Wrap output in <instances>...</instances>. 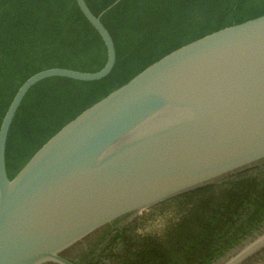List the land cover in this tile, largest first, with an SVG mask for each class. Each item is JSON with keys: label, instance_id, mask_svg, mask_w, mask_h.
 I'll return each mask as SVG.
<instances>
[{"label": "water", "instance_id": "95a60500", "mask_svg": "<svg viewBox=\"0 0 264 264\" xmlns=\"http://www.w3.org/2000/svg\"><path fill=\"white\" fill-rule=\"evenodd\" d=\"M122 0H117L107 10ZM108 59L96 73L51 68L30 77L0 128V264H75L102 227L264 160V16L205 36L150 65L64 126L10 180L6 145L24 98L52 77H107L116 48L85 0ZM264 235L219 264H254Z\"/></svg>", "mask_w": 264, "mask_h": 264}, {"label": "trees", "instance_id": "16d2710c", "mask_svg": "<svg viewBox=\"0 0 264 264\" xmlns=\"http://www.w3.org/2000/svg\"><path fill=\"white\" fill-rule=\"evenodd\" d=\"M111 34L116 63L93 82L45 79L24 98L6 145L10 180L85 110L168 54L205 36L264 16V0H85ZM106 45L77 0H0V128L21 86L51 68L96 73ZM95 231L75 264H216L264 235V160ZM68 259V258H67ZM53 264V263H47Z\"/></svg>", "mask_w": 264, "mask_h": 264}, {"label": "rangeland", "instance_id": "374dc122", "mask_svg": "<svg viewBox=\"0 0 264 264\" xmlns=\"http://www.w3.org/2000/svg\"><path fill=\"white\" fill-rule=\"evenodd\" d=\"M236 251V250H235ZM235 251L231 252L230 254H228L227 256H225L224 258H222L219 262H217L216 264L221 263L222 261H224L225 259H227L228 257H230ZM254 264H264V257L262 259H260L259 261H257Z\"/></svg>", "mask_w": 264, "mask_h": 264}]
</instances>
